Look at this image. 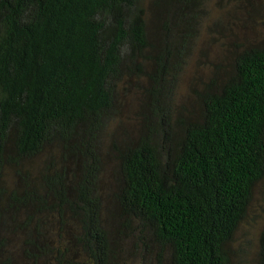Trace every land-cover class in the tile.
<instances>
[{
  "label": "trees",
  "instance_id": "obj_1",
  "mask_svg": "<svg viewBox=\"0 0 264 264\" xmlns=\"http://www.w3.org/2000/svg\"><path fill=\"white\" fill-rule=\"evenodd\" d=\"M207 3L0 0V264H231L264 177V38L177 115Z\"/></svg>",
  "mask_w": 264,
  "mask_h": 264
},
{
  "label": "rangeland",
  "instance_id": "obj_2",
  "mask_svg": "<svg viewBox=\"0 0 264 264\" xmlns=\"http://www.w3.org/2000/svg\"><path fill=\"white\" fill-rule=\"evenodd\" d=\"M263 0H208L193 32L192 47L176 95L177 115L199 108L198 94L217 70L228 68L237 45L264 38ZM243 48V47H242ZM125 92L120 119L135 133L141 93L136 83ZM264 229V177L256 184L245 219L230 248L231 264H256Z\"/></svg>",
  "mask_w": 264,
  "mask_h": 264
}]
</instances>
